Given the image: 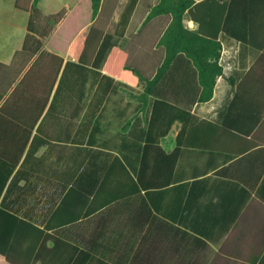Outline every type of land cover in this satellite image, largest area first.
Returning <instances> with one entry per match:
<instances>
[{"label":"crops","instance_id":"1","mask_svg":"<svg viewBox=\"0 0 264 264\" xmlns=\"http://www.w3.org/2000/svg\"><path fill=\"white\" fill-rule=\"evenodd\" d=\"M159 1L0 0V264H264V0L220 2L211 98L176 63L155 113Z\"/></svg>","mask_w":264,"mask_h":264},{"label":"trees","instance_id":"2","mask_svg":"<svg viewBox=\"0 0 264 264\" xmlns=\"http://www.w3.org/2000/svg\"><path fill=\"white\" fill-rule=\"evenodd\" d=\"M223 0H203L195 3V0H160L148 15L152 18L162 14H170L172 21L167 28L163 45L165 58L158 68L154 78L146 79L139 77V87L145 95H151L154 102V112L157 106L162 105L159 98L158 87L162 79L174 77L175 64H187V75L197 80L201 87L200 101L211 98L215 80L222 74L219 65L221 47L217 41L218 33L226 28L222 27L225 6L220 4ZM98 8V0H93V12ZM39 15L36 2L32 5L29 20V31L33 20ZM187 16L198 24L196 31H190L183 25V19ZM228 32V31H227ZM30 35L26 37V41ZM40 43H37L39 46ZM3 110H6L3 108ZM13 121H20L14 119Z\"/></svg>","mask_w":264,"mask_h":264},{"label":"built area","instance_id":"3","mask_svg":"<svg viewBox=\"0 0 264 264\" xmlns=\"http://www.w3.org/2000/svg\"><path fill=\"white\" fill-rule=\"evenodd\" d=\"M219 61H220V62H223L224 60H223V59H222V60H221V59H219ZM225 65H226L227 69H229V68H230L228 64H225Z\"/></svg>","mask_w":264,"mask_h":264}]
</instances>
